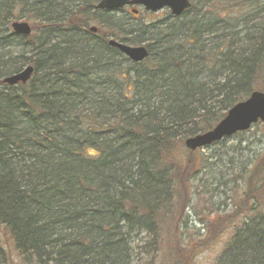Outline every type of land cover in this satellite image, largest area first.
Listing matches in <instances>:
<instances>
[{"label": "trees", "instance_id": "16d2710c", "mask_svg": "<svg viewBox=\"0 0 264 264\" xmlns=\"http://www.w3.org/2000/svg\"><path fill=\"white\" fill-rule=\"evenodd\" d=\"M98 1L0 0V225L23 264H141L133 240L144 254L158 248L174 175L193 168L175 169L176 145L264 86V16L242 33L218 11L263 0H190L181 17L145 27L109 17L112 39L147 49L141 63L94 41L89 22L110 15ZM18 21L29 37L12 33ZM27 66L26 84L2 83ZM244 174L239 209L212 233L252 216L216 264H264V159Z\"/></svg>", "mask_w": 264, "mask_h": 264}, {"label": "rangeland", "instance_id": "374dc122", "mask_svg": "<svg viewBox=\"0 0 264 264\" xmlns=\"http://www.w3.org/2000/svg\"><path fill=\"white\" fill-rule=\"evenodd\" d=\"M262 2V6L249 9L242 4L238 6L226 4V8L218 9L219 15L236 26L237 32L241 30L243 33L244 28L253 26L255 18L264 16V0ZM254 9L257 11L255 14ZM259 10H262V13ZM138 11L135 18L126 9L112 12L109 16L97 14L96 20L88 24V28L92 26L96 28V34H93L94 41L97 42L100 37L112 39L111 33H116L104 28V22L109 17L112 23L123 24L127 20L129 24L144 27L171 18L167 9L156 13L144 12L141 9ZM189 17L190 11L181 19L186 20ZM28 24L31 26V23ZM125 31L127 32V27L124 33ZM20 50L21 47L10 49L17 52ZM258 91L264 92V86ZM184 141L176 145L171 162L176 165L175 169L179 168L178 164L182 166L191 164L193 168L190 165L187 167L188 170L185 172L187 182L182 177L174 175V200L170 213L160 225L158 248L144 254L145 249L140 248L142 243L138 238L133 240V250L138 254L141 252V264H216L233 236L234 228L241 225L246 217L248 219L252 216L251 212H245L230 217L228 224L212 233L214 228L211 226H215L220 219L224 220L227 215L233 216L235 209H239L242 191L246 185L244 172L250 165L264 159V123H256L247 131L203 147L192 155L185 147ZM179 250L182 256L178 255ZM0 264H23L1 225Z\"/></svg>", "mask_w": 264, "mask_h": 264}, {"label": "water", "instance_id": "95a60500", "mask_svg": "<svg viewBox=\"0 0 264 264\" xmlns=\"http://www.w3.org/2000/svg\"><path fill=\"white\" fill-rule=\"evenodd\" d=\"M190 6L189 0H100L94 9L112 12L124 7H143L146 12L156 13L165 8L173 17H179ZM132 13L137 14V10H133ZM10 28L15 35L23 37L31 33L29 24L22 21L12 22ZM89 31L95 33L96 28L92 27ZM108 46L119 51L133 63H140L148 56L147 50L142 46H128L113 40L108 41ZM32 74V66H27L19 73L4 79L2 83L7 86L24 85L31 79ZM257 122L264 123V92L254 91L245 100L233 105L210 131L186 139L184 145L190 152H194L226 137L245 132Z\"/></svg>", "mask_w": 264, "mask_h": 264}, {"label": "flooded vegetation", "instance_id": "af4514ba", "mask_svg": "<svg viewBox=\"0 0 264 264\" xmlns=\"http://www.w3.org/2000/svg\"><path fill=\"white\" fill-rule=\"evenodd\" d=\"M126 9L129 11V13H130L131 15H133V16H137V15H138V13H137V14H133V13H132V11L134 10L133 8L128 7V8H126Z\"/></svg>", "mask_w": 264, "mask_h": 264}]
</instances>
